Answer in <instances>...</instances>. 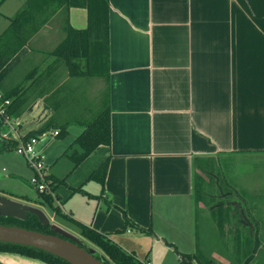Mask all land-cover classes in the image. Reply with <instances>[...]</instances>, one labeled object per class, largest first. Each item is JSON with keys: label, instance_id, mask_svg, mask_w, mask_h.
I'll return each mask as SVG.
<instances>
[{"label": "crops", "instance_id": "1", "mask_svg": "<svg viewBox=\"0 0 264 264\" xmlns=\"http://www.w3.org/2000/svg\"><path fill=\"white\" fill-rule=\"evenodd\" d=\"M27 2L0 0V37ZM35 10L42 19L0 71V102L22 112L8 116L1 138L19 142L52 118L71 124L39 150L53 181H65L47 194L61 213L55 217L106 236L142 263L174 256L187 264L200 235L207 243L218 228L196 196L199 178L218 182V168L208 174L199 162L264 157V0H109L105 57L93 60V75L73 78L59 48L71 28L88 29L87 10H49L44 19ZM92 98L109 109L111 143L74 168L85 126L75 120ZM106 162L102 185L93 174ZM260 174L256 209L264 208Z\"/></svg>", "mask_w": 264, "mask_h": 264}, {"label": "trees", "instance_id": "2", "mask_svg": "<svg viewBox=\"0 0 264 264\" xmlns=\"http://www.w3.org/2000/svg\"><path fill=\"white\" fill-rule=\"evenodd\" d=\"M36 5L40 11H43V19L46 18V12H58L61 10L69 11L73 8L86 9L88 12L89 26L87 30H74L70 29L67 39L59 48V57L62 58L69 69L71 77H89L94 74L93 60L97 58H104L106 47L103 40L106 36V28L108 26V13H109V0H28L24 8L14 18L10 28L6 31L2 37H0V71L5 67L8 61L14 56L16 51L27 44L25 37L26 30L29 25L34 23L37 18H41L36 14ZM42 19V18H41ZM95 37L102 39L98 43H94ZM98 61V60H97ZM85 63V64H82ZM103 62H100V67L104 66ZM92 63V65H91ZM103 68V67H102ZM10 101L8 98H4L0 105ZM13 105L10 104L6 107V115L18 118L22 115V112H15L12 110ZM55 108V107H54ZM5 118L0 115V133L5 129ZM58 119L49 120L42 129L36 134H42L49 130H58V137L63 138L67 135V127L71 124H61ZM57 121V122H56ZM67 121H71L67 119ZM73 121V120H72ZM85 124L83 133L76 139L74 144H78L81 147V152H74L71 155V159L76 168L82 163L95 149L101 145H110L111 143V127H110V112L108 108H105L98 112V114L91 119L90 122L85 120L81 121ZM75 123V122H74ZM73 123V124H74ZM79 124V123H78ZM30 136V135H29ZM24 138L21 141H26L28 138ZM1 142L4 144L0 153H14L18 147L19 142L9 141L1 138ZM198 166L206 173L211 171L209 163L199 162ZM108 171V162L104 163L93 176L101 179V184H104L105 177ZM209 174V173H208ZM211 181L205 182L203 178H199L198 187L196 190V196L199 198L205 196L208 199L214 200L212 187L216 185V178L209 176ZM52 191L56 188V185L62 184L65 181L60 180L56 182L50 177ZM207 189H210L206 191ZM210 192V193H209ZM233 195V194H232ZM39 199L42 203L50 206L57 215L61 216L58 209L54 208L53 198L47 194H39ZM231 197V196H229ZM225 202H220L211 206L212 218L215 225L219 228L221 234L224 237L230 236V243L236 251V260L238 264H251L253 261L254 251L259 247L258 230L255 223L251 218V214L248 209L243 206L238 209L236 206L229 202L226 205ZM243 211V213H242ZM1 225H11L26 228L28 230L39 231L43 233H51L49 227H44L38 219L30 215L26 221H21L15 218H7L0 216ZM129 226H132V222L127 221ZM257 225V223H256ZM199 226V223H198ZM81 235L91 241L95 246L100 248L115 264H143L135 256L127 253L121 247L113 243L106 236L84 226H80ZM225 233L227 235H225ZM0 252H11L21 255H26L40 259L47 264H69L61 258L55 257L44 251L36 250L30 247L14 246L9 244L0 243ZM213 251L207 248L200 250V253L196 252L193 256H184V261L187 264H191L196 261L198 264H216V259L213 257ZM248 253H250L249 256ZM98 258H102L97 255ZM245 260V261H244ZM102 261L105 264H109L104 258Z\"/></svg>", "mask_w": 264, "mask_h": 264}, {"label": "rangeland", "instance_id": "3", "mask_svg": "<svg viewBox=\"0 0 264 264\" xmlns=\"http://www.w3.org/2000/svg\"><path fill=\"white\" fill-rule=\"evenodd\" d=\"M96 85L97 89L99 87V84ZM92 91L93 90L91 89V95L94 97L96 92L94 93ZM95 99L98 100L99 98ZM88 100H86L85 104L86 115H81L82 117H78L81 119L78 120V118H76L75 121L85 120L87 122H90L91 119H93L98 114V112L103 110V107L95 102L94 98ZM70 116H73V114L71 113ZM68 119L72 121L74 118ZM48 140L49 139H42L41 143L36 146V150H40L42 146L45 147L49 142ZM3 145L4 144L0 142V150L4 147ZM212 165L218 168L216 170L218 172L216 173V175H218V182L216 180V185L211 188V190L213 191L212 194L213 196H215V198L214 200H210L205 196L199 198L198 203H201V206L204 207L203 209H201V211L203 210V213L207 218H209V209L211 208V206L216 205L220 202H225L227 203L226 205H229V202L240 203L245 209H248L249 213L251 214V218L255 223V226H257V229L259 230V247L254 251L253 261L251 262V264H264V208L256 209V206L258 204H256L254 200L255 194H257L255 191L256 186H260L263 184L260 179L258 180L256 178V172H258V174H260L261 172L264 173V157H256L254 155L240 157L234 156L225 158L220 162H212L211 164H209V166ZM242 171H244V173L247 172V174L240 176L239 174ZM15 175L22 179H17ZM33 176V169L28 166L27 161L23 157L17 155L16 153H0V195L5 198H13L37 204L45 211L47 216L51 219L52 223L63 225L66 228H69L71 226L70 224L61 220L60 218H56L51 207L46 205L45 203H42V201L39 199L40 193L36 190L35 187L30 185V180L33 178ZM242 188H245L246 192H243ZM208 190L210 189H207L206 191ZM227 193L233 195L229 197L226 195ZM61 202L63 203L62 200ZM63 208H65L64 203ZM200 225L201 223H199V226ZM71 227L69 229L74 231L72 233L75 234L88 246L96 250L97 255L102 257L101 259L104 258L109 264H115L100 248H98L91 241L82 236L81 232H79L76 227ZM215 227H217V225ZM225 235L227 234L225 233ZM212 238L213 239L209 240L206 243L205 237L203 235H200L199 239L196 241L197 252L200 253V250L203 249L201 245L206 244L204 248L208 247L209 250L215 251L217 253V257L219 258V260L216 259V264H238V260H236L234 263V260L236 259V251L234 250V247H232L234 245H232V243H230L229 241L230 236L224 237L223 234L220 233L219 228H217V233H215L214 237L212 236ZM249 255L250 253H248L247 256ZM159 257L165 258L161 255H159ZM9 258L15 259L21 264H47L46 262L34 257L11 252H0V259L8 260ZM162 264H178V262L176 261V258L174 256H168L165 262H163Z\"/></svg>", "mask_w": 264, "mask_h": 264}, {"label": "water", "instance_id": "4", "mask_svg": "<svg viewBox=\"0 0 264 264\" xmlns=\"http://www.w3.org/2000/svg\"><path fill=\"white\" fill-rule=\"evenodd\" d=\"M232 205L238 209L242 207L240 203H232ZM30 215L35 216L44 227H49L51 233L0 224V243L44 251L69 264H105L101 258L97 257L96 250L72 232L52 223L41 207L0 195V216L26 221ZM0 264L20 263L10 259H0Z\"/></svg>", "mask_w": 264, "mask_h": 264}, {"label": "built area", "instance_id": "5", "mask_svg": "<svg viewBox=\"0 0 264 264\" xmlns=\"http://www.w3.org/2000/svg\"><path fill=\"white\" fill-rule=\"evenodd\" d=\"M10 104V101H5L0 105V115L5 118L4 126L7 128L9 126V117H7L5 109ZM58 135V130H49L42 134H33L26 141L20 140L18 147L14 151L17 155L23 157L27 161L28 166L33 169L34 176L30 180V185L35 187L40 194H51L52 186L46 156L42 151H37L36 146L41 143L42 139L50 140L58 137ZM143 264L152 263L144 261Z\"/></svg>", "mask_w": 264, "mask_h": 264}]
</instances>
